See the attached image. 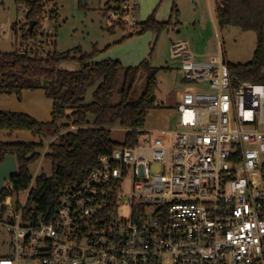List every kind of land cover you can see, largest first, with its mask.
I'll return each instance as SVG.
<instances>
[{
    "label": "built area",
    "instance_id": "built-area-1",
    "mask_svg": "<svg viewBox=\"0 0 264 264\" xmlns=\"http://www.w3.org/2000/svg\"><path fill=\"white\" fill-rule=\"evenodd\" d=\"M60 1L15 0L25 14L15 51L54 54ZM136 9L107 0L109 28L139 34ZM171 52L186 87L170 142L146 137L102 156L49 219H25L27 202L9 195L0 225L11 252L0 264H264V84H235L221 50L201 60L179 40Z\"/></svg>",
    "mask_w": 264,
    "mask_h": 264
},
{
    "label": "trees",
    "instance_id": "trees-1",
    "mask_svg": "<svg viewBox=\"0 0 264 264\" xmlns=\"http://www.w3.org/2000/svg\"><path fill=\"white\" fill-rule=\"evenodd\" d=\"M29 5L38 8L35 3ZM216 7L221 29L238 27L256 34L253 59L246 64H228L235 84H264V0H217ZM173 12H179L175 4ZM29 17L35 19L36 16L31 14ZM171 25V20L159 22L153 14L140 23L139 34L149 30L160 33ZM13 28H16L15 24ZM75 52L80 54L78 71L60 68L63 60L71 58L70 53L55 51L40 59L17 51L0 52L1 94L21 99L24 91L44 90L53 100L52 119L48 122L0 109V131L9 134L25 131L38 137V141L31 142L0 141V164L7 155H12L18 165V175L11 181L13 188L4 187L0 193V208L9 195L29 191L33 184L23 210L24 218L28 220L38 216L51 218L62 195L84 181L102 156L111 154L119 146L139 145L145 134L148 113L163 107L156 98L160 69L151 67L148 59L137 67H125L120 60L89 63L96 51L89 54L77 49ZM141 70L148 72L147 85L143 94L132 100L133 86ZM91 90L93 100L86 103ZM116 96L119 102L113 104ZM117 126L126 130L123 144L112 139V129ZM51 138L56 141L49 145L44 157L52 162V175L34 177L30 166L42 158L45 140Z\"/></svg>",
    "mask_w": 264,
    "mask_h": 264
},
{
    "label": "rangeland",
    "instance_id": "rangeland-1",
    "mask_svg": "<svg viewBox=\"0 0 264 264\" xmlns=\"http://www.w3.org/2000/svg\"><path fill=\"white\" fill-rule=\"evenodd\" d=\"M136 1L137 9L133 14L139 23L146 21L148 16L154 13L155 18L161 19L159 20L161 22L171 19L172 25L160 33L149 30L142 35H133L121 41L125 37L124 30L120 27L109 28L105 16L107 0H89L88 5H85L83 0H61L55 50L60 54L70 53L71 58L63 60L60 68L67 71H78L81 68L78 60L80 54L75 52L77 49L89 54L96 51L92 61H100L112 56L113 60L119 59L125 66L137 67L148 59L151 67L160 69L157 74V103L162 106L163 103L169 105L165 109L168 111L165 120L168 119L167 129L174 130L177 127L178 116L175 115V107L170 105L176 94L183 90L186 84L183 73L179 69V60L173 59L172 43L179 40L189 41L195 53L214 52L213 54L217 55L221 50L227 65L246 64L253 59L256 34L253 31H243L238 27L221 29L219 24L216 30L211 19V11H214L216 7L215 0H210L211 6L209 0H146L145 5H143L144 1L143 3L140 2L141 0ZM174 4L179 11L178 14L173 12ZM24 18L25 14L19 9L15 0H4L0 3V52L15 51V40L20 37L21 32L18 31L16 35L13 25ZM219 42H221L220 46ZM147 79L148 72L141 70L133 86L132 100H137L143 94ZM122 80L121 76L120 85ZM92 94L93 90L88 93L86 103L93 100ZM118 102L119 97L116 96L112 103ZM161 108L153 110H161ZM150 120L149 117V122ZM149 122L145 124L148 126ZM125 134L126 130L120 126L112 129V139L121 144L125 141ZM146 137H150L153 141L156 139H162L166 143L170 141L169 134L148 135L145 133L141 137V142ZM55 141L56 138L45 140L42 158L30 166L34 177L41 174L49 177L52 175V162L44 155L49 145ZM27 193L28 191L18 195L20 203L27 202ZM11 244V234L5 226L0 225V258L9 256Z\"/></svg>",
    "mask_w": 264,
    "mask_h": 264
},
{
    "label": "crops",
    "instance_id": "crops-1",
    "mask_svg": "<svg viewBox=\"0 0 264 264\" xmlns=\"http://www.w3.org/2000/svg\"><path fill=\"white\" fill-rule=\"evenodd\" d=\"M142 1H144V3ZM145 1L146 0H141L140 2H142L143 5H145ZM209 4H210V0H209ZM210 6H211V4H210ZM215 6H217V0H215ZM216 8L217 7H215L214 11H211V14H212L211 19H212V22L214 23L215 29L218 30V26H217L218 18H217V9ZM150 16L151 15H149L148 18ZM170 18H172V17H170ZM159 20H161V19L158 18V21ZM169 20H171V19H169ZM159 22H161V21H159ZM122 39H121V41H122ZM191 49H193L192 46H191ZM213 53L214 52L195 53V54L197 56L199 55L198 57L200 59L206 60L210 56L214 55ZM103 60H113V59H112V56H108L107 58L100 59V61H103ZM115 60H119V59H115ZM100 61H98V60L92 61L91 60L89 63H97ZM125 67H135V66H125ZM168 106H169L168 104L163 103V108H161V110H156V111L153 110V111H150L148 113V116H147L148 120L146 119V122L147 121L149 122V117L151 118V120H150L148 126L145 124L144 132L146 134H148V135L149 134L153 135L154 133H162L164 135L169 134L170 140H171L172 132L176 128L174 130L167 129L168 128V122H167L168 119L165 120V118L167 116L166 113L168 111L165 109ZM170 106L175 107V109H176L175 115L178 116V120H179V113L177 110V97L176 96L174 97V101H173L172 105H170ZM0 109L4 110V111L24 113V114H27V115L35 118L36 120H38L40 122H48L52 119L53 100L47 98L44 90L24 91L21 99L15 95L8 96V95H4V94L0 93ZM163 122H165V123H163ZM0 141H3V142H15V141L31 142V141H38V137H35L32 133L25 132V131L16 132L13 134H9L8 132L0 131ZM163 142H165V141L163 140Z\"/></svg>",
    "mask_w": 264,
    "mask_h": 264
},
{
    "label": "water",
    "instance_id": "water-1",
    "mask_svg": "<svg viewBox=\"0 0 264 264\" xmlns=\"http://www.w3.org/2000/svg\"><path fill=\"white\" fill-rule=\"evenodd\" d=\"M85 5L89 4V0H83ZM36 21L30 22V31L33 30ZM48 84V82H45ZM84 99V98H82ZM18 175V165L16 158L12 155H7L4 161L0 164V193L2 192L5 184L12 181Z\"/></svg>",
    "mask_w": 264,
    "mask_h": 264
}]
</instances>
